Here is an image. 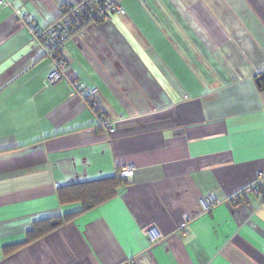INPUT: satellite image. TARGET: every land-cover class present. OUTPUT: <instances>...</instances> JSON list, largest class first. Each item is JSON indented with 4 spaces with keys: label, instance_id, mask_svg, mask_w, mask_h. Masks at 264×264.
Listing matches in <instances>:
<instances>
[{
    "label": "crops",
    "instance_id": "obj_1",
    "mask_svg": "<svg viewBox=\"0 0 264 264\" xmlns=\"http://www.w3.org/2000/svg\"><path fill=\"white\" fill-rule=\"evenodd\" d=\"M77 1L0 6V264H264V199L244 193L264 169V0H122L67 43L50 84L15 10L43 27ZM126 166L116 196L27 242L82 209L64 189Z\"/></svg>",
    "mask_w": 264,
    "mask_h": 264
},
{
    "label": "built area",
    "instance_id": "obj_2",
    "mask_svg": "<svg viewBox=\"0 0 264 264\" xmlns=\"http://www.w3.org/2000/svg\"><path fill=\"white\" fill-rule=\"evenodd\" d=\"M121 1L79 0L66 5L60 17L43 27L31 23L27 18V14L21 10H15L17 20L27 28L31 34L32 41L54 63L53 70L48 76V82L50 84L57 83L62 78L67 77V62L62 54L67 43L75 38L86 26L101 23L110 18L114 13H124L125 11ZM10 4L9 0H0V6H8ZM71 83L74 88V93L83 97L88 106L98 115L99 127L105 128L108 131L113 130L112 120L102 114L99 103L95 99L94 91H85L83 84L77 80H73ZM134 172L135 167L126 166L120 170V175L122 177H131L134 175ZM251 191L260 194L264 199V169L259 173L256 180L245 188L244 193L246 194ZM200 202L203 211L209 212L219 201L209 195L202 198ZM153 228L152 226L146 227L144 231L150 233L153 232Z\"/></svg>",
    "mask_w": 264,
    "mask_h": 264
},
{
    "label": "trees",
    "instance_id": "obj_3",
    "mask_svg": "<svg viewBox=\"0 0 264 264\" xmlns=\"http://www.w3.org/2000/svg\"><path fill=\"white\" fill-rule=\"evenodd\" d=\"M262 88H264V79L262 80ZM127 180L128 177H122L119 170L111 177L75 184L64 189L66 192L62 194H68L71 199L78 198L82 201V209L78 212L64 214L60 217H56L55 219L51 218L36 221L28 232L27 242L33 241L47 234L63 222L72 220V218L77 216L79 213L96 207L113 198L116 196L117 190L120 186L128 182ZM73 186L74 190L71 188ZM70 188L73 192L70 191Z\"/></svg>",
    "mask_w": 264,
    "mask_h": 264
},
{
    "label": "water",
    "instance_id": "obj_4",
    "mask_svg": "<svg viewBox=\"0 0 264 264\" xmlns=\"http://www.w3.org/2000/svg\"><path fill=\"white\" fill-rule=\"evenodd\" d=\"M264 79V74L263 75H260V76H258L257 78H256V81H257V83L259 84V85H261L262 84V80Z\"/></svg>",
    "mask_w": 264,
    "mask_h": 264
}]
</instances>
